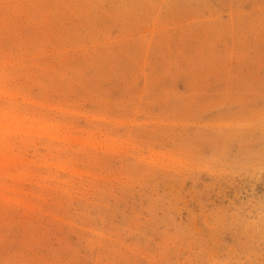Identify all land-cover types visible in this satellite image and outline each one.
Instances as JSON below:
<instances>
[{
  "label": "rangeland",
  "instance_id": "1",
  "mask_svg": "<svg viewBox=\"0 0 264 264\" xmlns=\"http://www.w3.org/2000/svg\"><path fill=\"white\" fill-rule=\"evenodd\" d=\"M0 264H264V0H0Z\"/></svg>",
  "mask_w": 264,
  "mask_h": 264
}]
</instances>
